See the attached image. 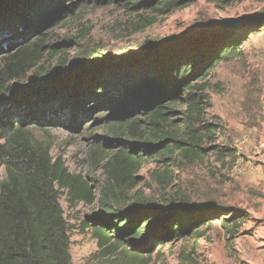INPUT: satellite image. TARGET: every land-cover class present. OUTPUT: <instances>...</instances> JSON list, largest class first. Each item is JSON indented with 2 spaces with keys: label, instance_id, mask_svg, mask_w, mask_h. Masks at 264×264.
Wrapping results in <instances>:
<instances>
[{
  "label": "trees",
  "instance_id": "1",
  "mask_svg": "<svg viewBox=\"0 0 264 264\" xmlns=\"http://www.w3.org/2000/svg\"><path fill=\"white\" fill-rule=\"evenodd\" d=\"M69 1L0 0V46L23 42L0 63V165L6 170L0 183V264H73L63 195L71 205L97 202L82 224L97 240L96 264H151L157 246L188 236L196 240L199 228L212 220L237 226L236 215L222 218L233 211L219 201L191 204L184 196L157 200L138 190L128 193L139 184L136 174L146 159L160 158L168 175L176 155L201 158L210 150L202 144L214 141L219 127L206 118L207 77L219 63L242 56L245 42L264 28V15L246 16L202 38L152 41L118 58L93 55L79 58L80 65L67 68L64 61L58 71L44 69L38 65L41 39L24 42L48 18L84 0ZM120 1L132 12H153L139 14L141 29L195 0ZM261 93L258 85V107ZM94 110H100L109 146L101 150L109 153L93 161L107 177L98 197L90 180L70 172L62 158L54 160L31 129L86 125ZM217 154L236 157V150L225 147ZM157 181L173 182L170 174L167 180L157 175ZM224 226L234 237L237 230ZM192 262L181 255V264Z\"/></svg>",
  "mask_w": 264,
  "mask_h": 264
},
{
  "label": "rangeland",
  "instance_id": "2",
  "mask_svg": "<svg viewBox=\"0 0 264 264\" xmlns=\"http://www.w3.org/2000/svg\"><path fill=\"white\" fill-rule=\"evenodd\" d=\"M72 1L76 2H69ZM262 13L264 0H233L229 3L195 0L188 6L158 16L156 22L139 29L142 23L139 14L149 17L153 14L150 9L135 13L126 9L120 0H84L77 2L70 12L55 18L52 24L34 31L24 43L41 39L42 57L38 65L58 71L64 61L69 68L73 63L80 65L77 60L81 57L109 55L118 58L120 54L134 52L152 41L202 38L246 16L264 15ZM9 36L8 40L16 38ZM2 44L0 63L23 42L8 47L6 42ZM243 51L242 56L219 63L207 77L211 84V106L206 111V118L219 127L215 140L202 144L210 150L201 158L182 159L176 155L168 167V175L173 180L169 186L157 181V175L168 179L160 158L146 159L136 174L139 184L128 193L133 196L138 190L140 195L157 200L163 195L176 197V200L184 196L191 204L219 201L229 207L228 211H233L226 212L222 218L236 215L238 225L230 221L223 223L222 219L212 220L210 226L199 228L196 240L188 236L157 246L151 264H181V255L189 256L192 264H264V28L250 36ZM31 75L28 73L25 79ZM258 85L262 90L260 107L256 102ZM99 111L94 110L86 118V125L75 123L74 127L43 130L31 128L35 138L50 148L54 160L62 158L70 172L90 180L96 187L97 197L107 177L102 169H94L93 161L98 154L109 153L101 152L102 149L109 151V146L101 129ZM134 117L137 118V114ZM176 117L179 120L182 115ZM245 133L252 136L246 153L251 160L261 164V168L254 173L236 175L233 173L236 157L226 154L219 159L217 153L225 147L235 149L236 139ZM5 176V166L0 165V181ZM61 204L69 222L73 264H96L92 257L98 251L97 240L83 229L82 224L97 209V202L71 205L63 195ZM224 224L237 230L234 237L228 235Z\"/></svg>",
  "mask_w": 264,
  "mask_h": 264
},
{
  "label": "built area",
  "instance_id": "3",
  "mask_svg": "<svg viewBox=\"0 0 264 264\" xmlns=\"http://www.w3.org/2000/svg\"><path fill=\"white\" fill-rule=\"evenodd\" d=\"M251 142L252 136L249 133L241 135L235 141L236 158L233 162V173L236 175L254 173L259 169V164L251 160L246 153Z\"/></svg>",
  "mask_w": 264,
  "mask_h": 264
},
{
  "label": "water",
  "instance_id": "4",
  "mask_svg": "<svg viewBox=\"0 0 264 264\" xmlns=\"http://www.w3.org/2000/svg\"><path fill=\"white\" fill-rule=\"evenodd\" d=\"M54 20H55V18L53 17V18H51L50 20H48L47 22V25H49V24H52L53 22H54Z\"/></svg>",
  "mask_w": 264,
  "mask_h": 264
},
{
  "label": "crops",
  "instance_id": "5",
  "mask_svg": "<svg viewBox=\"0 0 264 264\" xmlns=\"http://www.w3.org/2000/svg\"><path fill=\"white\" fill-rule=\"evenodd\" d=\"M257 134H258V133H257ZM259 168H261V164H259ZM258 170H259V169H258ZM2 179H3V178H2ZM2 179H1V180H2ZM0 183H1V181H0Z\"/></svg>",
  "mask_w": 264,
  "mask_h": 264
}]
</instances>
